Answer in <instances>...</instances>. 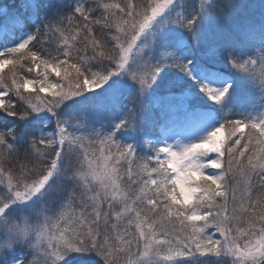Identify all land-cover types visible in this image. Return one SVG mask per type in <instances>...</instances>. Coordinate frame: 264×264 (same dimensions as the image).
<instances>
[{
    "label": "snow or ice",
    "instance_id": "1",
    "mask_svg": "<svg viewBox=\"0 0 264 264\" xmlns=\"http://www.w3.org/2000/svg\"><path fill=\"white\" fill-rule=\"evenodd\" d=\"M173 2L174 0H164L161 4L153 0V3L143 7L133 5L131 2L123 7L119 4H103L104 11L97 17L95 8H85L82 0H77L70 11L72 15L65 14L59 19L45 20L43 25L27 39L0 52V68L12 63L13 61L9 59L11 57L23 58L30 55L36 68H39L42 62L45 70L51 66L52 71L60 76L59 69L67 62L60 57L71 58L74 50L79 53V49H74V45L69 44V37L64 36L62 28L65 21L72 24L76 19L81 20L78 27H82L88 34L84 39L88 40L91 37L92 55L88 57L85 53L84 56H78L77 63L71 65L75 70L74 80L66 85L47 83L48 77L44 75L43 80L39 81L38 91L46 93L49 89H55L51 99H42L39 103H33L32 99L24 95L20 89L27 88V84L37 82L15 84L13 80L19 101L27 107L17 108L11 104V101L8 104L0 101V107L9 115L19 116L21 119L44 111L55 114L65 101L94 91L93 85L100 88L112 76L125 72L138 83L139 91L136 99H141L166 64L165 62L152 64L147 61L146 63L153 69L147 79L138 75L129 65L126 69L125 65L133 47L136 46V41L152 27L157 18ZM99 7L98 3L96 8ZM138 7H141L140 11H136ZM229 7L235 8L236 5L230 4ZM114 8L127 17L124 23L128 25L132 34L128 38L126 47L120 43V35L113 36L111 40L116 43L112 50H108L102 40L92 35V25L104 22L102 26L110 29L112 24L108 23V20L115 15L112 11ZM207 14V10L201 8L190 19L181 15L173 22L193 31L194 38L198 42L196 26L202 16ZM138 17H143L142 21L138 22ZM115 23L118 32H124L118 18ZM50 33H58L63 41V44L56 48L58 55L49 52L43 56L39 50L33 51L28 48L31 44L34 49L35 45L41 42V38ZM79 35L80 32L77 31L76 36ZM124 35L127 37V33ZM76 36L71 39L75 40ZM111 51L115 54H111ZM165 55L171 59V66L189 76L192 75L191 60L185 61L171 52ZM228 57L237 69L258 71L259 79L264 83V52H261L256 60H241L232 56L231 52L228 53ZM92 60H107L108 63L102 64L100 70L93 71L89 67ZM52 61H55L54 65ZM248 65L252 68L248 69ZM29 71H32V68H29ZM3 86L12 90L9 85ZM230 88L231 85L218 90L207 84L203 85V91L218 103L223 101ZM90 115L92 113L84 112L80 117L75 118V123L69 120H57L58 140L55 135L48 134L25 142L26 147L23 152L26 159L34 151H39L36 147L38 144L51 147L56 157L51 165L39 172L37 178L30 183H22L19 179L13 183L11 173L5 177L3 165L9 162L8 157L15 158L20 149L8 139L17 136L14 129L0 130V184L4 185L0 190L2 191L0 217H3L13 204L31 201L37 194H41L50 179L57 174L73 182V187L64 199L67 200V204H62V207L71 208L72 204L78 201L80 208L78 213L72 211L69 214L67 211H60L57 216L47 215V208H34L38 216H43V221L31 228H22L5 219L8 235L6 239L0 241V264H62L73 254L95 255L99 257V261L95 264H100L101 261L102 264H141L142 258L161 257L163 254L164 261L176 264L181 258L195 253L231 256L232 264H264V149L257 148V145L264 144V120L249 123L246 121L251 120L225 119L203 141L182 146L179 152L172 150L171 145L157 147L149 142L154 154L138 156L135 145L121 142L117 135L123 128L136 130L140 113L135 108L130 107L127 116L114 122L113 130L110 132L104 133L92 129L81 132L79 136L74 135L71 139L65 135L70 127L85 128L84 121ZM226 126L230 147L225 146V140L221 137ZM244 128L249 129L248 133L244 132ZM241 140L245 141V149L249 146L254 149L253 155L248 156L246 161L241 159L245 155L244 151L235 150ZM94 144L105 162L103 170H99V166L91 158L96 155V152L90 151ZM105 150L108 153L106 156ZM208 153H214L215 156L208 160L202 159L208 157ZM62 154L64 157L74 156L77 163L73 165L70 161L67 166H62ZM122 160L126 165L123 172L118 167ZM138 160L144 162L137 164ZM58 161H60L59 166ZM20 167L23 170L26 165L21 164ZM208 167L219 171L204 175V169ZM198 175L200 179H197ZM237 176L241 178L237 179ZM254 187L258 188L256 195H253ZM161 204L166 210L163 219L153 218L149 223L145 217L161 216L157 211ZM173 209H175L173 214L182 225V235L167 229L164 223ZM141 212H144V216ZM197 220L203 223L200 225L186 223ZM133 224H135L134 229ZM210 225L220 234V239H213L208 234L206 229ZM189 227L190 232L186 231ZM21 240L27 241L36 250L37 256L33 261L28 262L24 258L17 257L9 258L7 254L5 255L7 249Z\"/></svg>",
    "mask_w": 264,
    "mask_h": 264
},
{
    "label": "trees",
    "instance_id": "2",
    "mask_svg": "<svg viewBox=\"0 0 264 264\" xmlns=\"http://www.w3.org/2000/svg\"><path fill=\"white\" fill-rule=\"evenodd\" d=\"M76 2L77 0H0V7L4 5L7 7V11L0 14V52H3L7 48L14 47L23 40L27 39L29 35L34 33L37 28L43 25L45 20L59 19L65 14L72 15L70 11ZM129 2L133 5L143 7L146 4L153 3V0H82L85 8H95L97 17H99L104 11L103 4H119L123 7ZM98 3L100 4V7L96 8ZM25 5L28 6L25 7ZM33 5H39V7H33ZM141 7H138L136 11H140ZM112 11L115 15L109 17L108 23L112 24L110 29L102 26L104 22L92 25V35L97 39L102 40L108 50H112L116 43L114 40H111L113 36L120 35V43L123 44L131 37L132 34L128 25L124 23V21L127 20V17L123 13L118 12L115 8ZM76 15L78 16L79 14ZM105 15H107V13H105ZM117 18L120 20V27L124 29V32H118L115 23ZM142 18L143 17H138V22ZM89 19H91V17H89ZM80 24L81 20L76 19L72 24L65 21L64 25H62L64 36L69 37V44H73L74 49H79V53L74 50L71 58L60 57L61 60L67 61L59 69L61 73L60 76H57L56 73L52 71L51 66L45 70V66L42 62L40 63V67L36 68L30 55L23 58H9L13 62L5 64L2 68H0V81H2V84H0V92L6 91L5 95H3L4 104H8L9 101H11V104L15 105L17 108L22 109L27 107L26 104L19 101L15 92L13 80L15 81V84H26L29 80L38 81L45 75L44 73L48 74V78L53 85H66L70 81L74 80L75 70L71 67V65L77 63L78 56H84L85 53H87L88 57L92 55L91 37H89L88 40L84 39V37L88 34L84 32L82 27H78ZM221 29L223 30V34H221V36L214 42V50L218 54V57L224 60L219 67L232 75L234 83L229 94L223 99V101L218 103L207 97L208 101L212 102L210 106L217 111L221 123L225 119L251 120L246 121L249 123L264 120V83L260 81L258 71L253 72L245 71L244 69H237L233 66L228 57L229 52L232 53V56L239 57L241 60L252 59V57L255 56L259 43L262 41L264 42V5H252L246 1L243 3L238 2L236 8L229 12L222 20ZM77 31L80 32L79 36H76ZM125 33H127V37H125ZM73 36H76L75 40L71 39ZM4 44H7L8 46L3 48ZM62 44L63 41L60 39L58 33H50L42 37L41 42L36 44L34 49L31 44L28 48L33 51L39 50L43 56H46L49 52L58 55V53H56V48L58 45ZM111 54L114 55L115 52L111 51ZM104 63L107 64L108 61L92 60L89 67L93 71H98ZM52 64L54 65L55 61H52ZM258 67L259 65H257V69ZM29 68H32V71H29ZM247 68L251 69L252 66L248 65ZM4 84L11 86L12 90L10 91L7 87H4ZM38 90L39 87H36L35 89H20L24 95H27L30 99H32L33 103H39L42 99L52 98V92L45 93L39 92ZM83 95L65 101L60 108L57 109V112L55 113L56 117H51L47 113L42 114L40 112L33 113L25 119H21L19 116L9 115L4 112L2 107H0V130L7 131L8 129H14L17 132V136L15 138L9 137L8 139L9 142L15 143L20 149V152L15 158L8 157L9 162L3 165L5 169V177L11 173L13 183H16L18 179L22 183H30L33 179L37 178L39 172L51 165L52 160L56 158L51 147L38 144L36 147L39 151H34L31 156L26 159L25 153L23 152L26 147L25 142L41 135H48L47 132L56 126L57 120L59 116L62 115V112L66 111V109L70 110L71 108L82 105L83 102L86 101L87 98H82ZM79 100L81 101L79 102ZM78 102L79 104L77 105ZM166 105L167 103L163 102L160 106L153 107L151 111L148 112L147 118L142 127V134L144 133L142 143L146 145L145 155L154 154L152 149L149 147V142L159 147L157 142L151 140L150 138L152 136L156 137L160 132V124L163 122L167 113ZM103 106H105L103 108L106 117L107 109L110 110L116 108V105H112L110 103H108V105L103 104ZM123 111L124 117L129 114V108L125 107ZM119 120H112L110 126L108 125V129H101V131L107 132V130H113L114 122ZM248 131V128H244L245 133H248ZM224 132L225 146L230 147L231 144L227 139V126L225 127ZM119 134L120 133L117 135ZM235 138L236 137H233V139ZM133 139L134 137H131L128 142H133ZM139 141L141 142L140 138ZM253 143L255 144V141H253ZM244 144L245 141L241 140L240 145H237L235 150L237 152L244 151L245 155L241 159L246 161L248 156L253 155L254 149L252 146L245 149ZM257 148L264 149V144L257 145ZM137 155L140 156L142 154L137 153ZM64 158L68 164L70 161L75 162L74 156H71V158L70 156ZM143 162L144 161L142 160L136 161L137 164H142ZM21 164L26 165L23 170H21ZM118 167H120L121 172H123L126 165L124 163L123 165H118ZM136 170L137 169L134 167V171ZM240 178L241 177L237 176V179ZM253 184L255 185V180H253ZM3 187L4 185L0 184V190H2ZM72 187L73 182L71 180L61 177L57 185L54 186L52 194L44 199L45 206L48 208L50 215H56L61 208H64L62 207V204H67V200L64 199ZM252 191L253 195L258 194L257 187H254ZM0 194H2V191H0ZM69 209H73L78 213L80 211L78 201L74 202ZM157 211L161 213V216L151 218L145 217L148 219L149 223H151V219L153 218L157 220L163 219V213L166 210L163 208L162 204L158 206ZM174 212L175 209H173V212L169 214L166 220H164V223L167 229H171L173 232L180 233L182 235V225L176 215L173 214ZM141 215L144 216V212H141ZM200 222L201 221L199 220L186 221L187 224H197ZM146 227L147 225H145V228ZM132 228H135V224L132 225ZM210 228L214 227L210 225ZM157 231H159V228H157ZM186 231L190 232L191 228H187ZM15 253H19L17 258H24L28 262L33 261L37 256L36 250L33 247H27L26 245L17 247L12 254ZM97 261H99V257L95 255L73 254L65 259L62 264H95ZM217 263L218 262L214 263V258L211 257V255H208L207 258H201L199 261L191 264ZM100 264H102V261Z\"/></svg>",
    "mask_w": 264,
    "mask_h": 264
},
{
    "label": "rangeland",
    "instance_id": "3",
    "mask_svg": "<svg viewBox=\"0 0 264 264\" xmlns=\"http://www.w3.org/2000/svg\"><path fill=\"white\" fill-rule=\"evenodd\" d=\"M244 1L252 5H264V0H174L169 8L157 18L152 27L136 41V46L133 47L129 54L128 63L125 65L126 69L129 65L130 68L133 67V70H135L138 75L147 79L151 76L153 70L151 65L146 63L147 61L152 64L165 62L166 66L159 73L152 86L148 88L143 93L142 98L138 100L136 97L139 91V85L131 79L127 72L112 76L107 83L101 85L102 87L100 88H96V86L93 85L92 87L95 90L86 92L82 96V98H87L82 105L71 108L70 110L66 109V111L62 112V115L59 116L58 120H69L75 123V118L80 117L84 112L88 111L92 113V115L84 121L85 128L70 127L65 135L71 139L74 135L79 136L81 132L91 131L92 129H108V125L110 126L112 120H119L124 117L123 109L125 107L129 109L132 107L140 113L138 126L136 130L130 128L121 129L118 139L121 142L130 143L128 142L129 139L134 137L133 142L138 152L141 148L139 138L143 135L142 127L148 111L154 105L158 106L162 100H167L171 101V103L168 104V110L171 109V111L162 125L161 135L159 137L161 147L171 145L172 150L179 152V148L182 146L203 141L211 131L221 124L213 108L198 104V102L201 101H208L207 94L203 91V85L207 84L218 90H222L229 85L232 87L233 85L231 75L219 68V65H221L224 60L218 57V54L214 50V42L223 34V30L221 29L222 20L229 12L236 8H230L229 5H237L238 2L243 3ZM155 2L162 4L164 0H155ZM201 8H205L208 14L202 16V19L198 21L196 26L198 31L197 42V39L194 38L193 31L173 21L177 20L181 15L186 19H190L198 13ZM6 11L7 7L5 5L0 7V14ZM142 19L140 21H142ZM128 42L129 39L123 43L125 47ZM7 46V44H4L3 48ZM167 52H171L185 61L191 60L192 64L190 67L192 75L189 76L178 68L171 66V59L165 55ZM261 52H264V42L258 46L257 53L252 60H256ZM44 74L48 77L47 73ZM43 78L44 76L36 81L37 83L35 84H27V81V88L35 89L39 87V81L43 80ZM47 83L52 84L49 78L47 79ZM54 90L55 89H49L48 92L51 93ZM5 93L6 91L0 92V101H3V95H5ZM80 101L81 100H79V102ZM108 103L116 105V108L107 109L106 117L103 108L105 106H103V104L108 105ZM41 113H47L51 117H56L55 114L47 111ZM110 131L112 130H107V132ZM47 134L55 135L57 140L59 139L57 123ZM221 137L224 139V131L221 133ZM90 151L96 152V155L91 158L95 161L96 165L99 166V170H103L105 162L103 158L100 157L97 146L94 144ZM104 155H108L107 150H105ZM207 155L208 157L202 159L208 160L215 156L214 153H208ZM61 160L62 166L68 165L63 154ZM74 161L75 162H72L73 165L77 163L76 160ZM59 164L60 161H58V166ZM121 164H124L123 160ZM109 166H111V161H109ZM218 171L217 169L208 167L204 169V175L215 174ZM61 177L64 178L59 174L54 175L41 194H37L31 201L13 204L6 210L4 216L0 217V241L6 239L8 235L7 226L4 223L5 219L20 225L22 228H31L37 223H42L43 216L41 215L37 218L34 208H47L44 199L52 194L54 186L57 185ZM197 178H199V175ZM60 211H67L70 214L74 210L61 208L56 215H50L48 211L46 214L49 216H57ZM197 215H202V213H197ZM202 223L203 221L196 225ZM206 231L213 239L221 238L215 228L209 227ZM241 243H243V240ZM24 245L29 247L26 241L13 244L11 248L6 250V254L9 258L18 257L19 253H12H14L17 247ZM204 257L207 258L208 255L195 253L194 255L181 258L176 264H191ZM211 257L214 258V263L218 262L219 264H232L233 261V257L231 256L211 255ZM141 264H170V262L164 261L162 254L161 257L149 256L147 258H142Z\"/></svg>",
    "mask_w": 264,
    "mask_h": 264
},
{
    "label": "clouds",
    "instance_id": "4",
    "mask_svg": "<svg viewBox=\"0 0 264 264\" xmlns=\"http://www.w3.org/2000/svg\"><path fill=\"white\" fill-rule=\"evenodd\" d=\"M39 216L37 215V218H38ZM37 224H39V223H37ZM36 224V225H37ZM38 235V234H37ZM20 242H25V240H21ZM27 242V241H26ZM28 243V242H27ZM29 244V243H28ZM29 246H30V244H29ZM5 255H6V253H5ZM251 254H249V256H250Z\"/></svg>",
    "mask_w": 264,
    "mask_h": 264
}]
</instances>
